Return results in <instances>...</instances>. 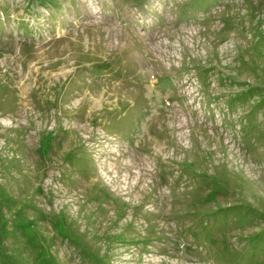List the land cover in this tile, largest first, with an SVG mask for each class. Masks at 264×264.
<instances>
[{"label": "rangeland", "instance_id": "374dc122", "mask_svg": "<svg viewBox=\"0 0 264 264\" xmlns=\"http://www.w3.org/2000/svg\"><path fill=\"white\" fill-rule=\"evenodd\" d=\"M0 264H264V0H0Z\"/></svg>", "mask_w": 264, "mask_h": 264}]
</instances>
